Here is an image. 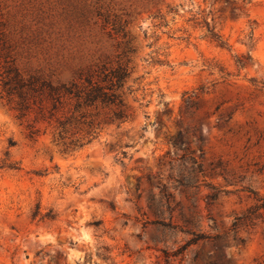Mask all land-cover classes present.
Listing matches in <instances>:
<instances>
[{"label":"rangeland","instance_id":"rangeland-1","mask_svg":"<svg viewBox=\"0 0 264 264\" xmlns=\"http://www.w3.org/2000/svg\"><path fill=\"white\" fill-rule=\"evenodd\" d=\"M120 62L128 118L84 109L74 151L69 102L22 113L3 87ZM259 196L264 0H0V264H264V209L233 227Z\"/></svg>","mask_w":264,"mask_h":264},{"label":"trees","instance_id":"trees-1","mask_svg":"<svg viewBox=\"0 0 264 264\" xmlns=\"http://www.w3.org/2000/svg\"><path fill=\"white\" fill-rule=\"evenodd\" d=\"M204 23L212 38L223 45L224 42L221 41L220 35L214 31V26L208 19H205ZM8 72V77L3 84L4 90L9 96L18 97L17 106L22 113L28 111L33 104H42L43 102L49 104L51 116H55L66 102L73 106L74 110L71 115L57 119L58 131L54 138L58 143H62L63 150L66 152L83 147L91 140L89 137L93 136L95 128L99 127L101 123L97 122L96 118L89 119L90 115L83 111L84 109L113 108L112 118L121 121H125L129 116L124 109L120 90L124 81L130 76V71L129 67L122 62L117 66L102 63L93 71L80 73L78 80L69 83H54L38 74L25 77L16 66L9 67ZM73 126L78 131L73 132ZM80 130H84L87 135L77 137L76 133H79ZM262 209H264V196H259L257 203L235 218L234 229L254 223L262 217ZM38 213L39 211L35 214Z\"/></svg>","mask_w":264,"mask_h":264}]
</instances>
